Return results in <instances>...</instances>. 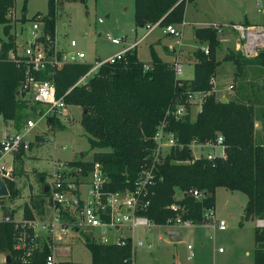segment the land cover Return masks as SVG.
Returning <instances> with one entry per match:
<instances>
[{
  "label": "trees",
  "instance_id": "trees-1",
  "mask_svg": "<svg viewBox=\"0 0 264 264\" xmlns=\"http://www.w3.org/2000/svg\"><path fill=\"white\" fill-rule=\"evenodd\" d=\"M132 5L135 26L157 22L158 26L163 27L182 22L185 0H132ZM47 6L48 16L42 18L43 30L53 35L52 0H47ZM12 7L13 0H0V117L3 121H11L16 131H19L22 128L18 127L19 121L23 119L21 115L27 116L28 111L34 112L36 106L35 103L28 104V100L19 94L15 95L23 79V67L7 58V52L16 49L11 33ZM38 14H34L31 20ZM20 19L24 20V11ZM193 35L206 42L208 53L192 52L194 61L190 79L175 78L172 63L161 61L152 48L150 62L139 61L134 47L126 50L119 60L102 63L81 84H76L77 80L91 65L86 61L64 62L55 68L50 77L45 75V71L36 74V77L50 79L56 97H61L66 106L80 108L79 124L86 134L89 148L99 150L92 153L90 160L79 158L69 164L86 170L92 161H98L107 176L110 190L132 185L154 147L152 136L162 120L166 123L165 129L175 133L182 143L192 139L212 140L221 136L225 145L224 159L215 158L212 162L204 158L192 159L190 150L183 148L169 150L156 164V177L150 187L148 204L140 212L153 224H164L172 214L167 206L174 201L185 207L182 218L199 224L203 218V208L212 207L216 187L245 194L243 218L264 219V103L257 102L261 93L252 92L243 98L241 89L244 80L235 88L233 98L225 97L226 101L221 102L209 83L219 64L215 58L216 47H219L215 31L208 26L194 29ZM223 59L232 62L234 75H241L244 67L249 65L262 68L264 72V51L253 57L228 51ZM143 65L148 68L143 69ZM198 90L210 93L203 98L200 110L193 119L188 114L178 119L165 115L168 107L183 101L186 91ZM42 112L40 109L37 111L39 115ZM255 121L260 123L262 133L257 141L254 138ZM56 123V118H47L49 128ZM33 139L34 142L39 141L37 136ZM15 159L21 164L19 154ZM20 171L21 167H13L14 175ZM40 177L42 182L43 176ZM4 183L7 189L4 199L10 201L16 198L18 190L14 182L5 180ZM189 189H196L202 194L205 192V195L195 199L186 194ZM176 192L181 193L179 198H175ZM45 195L41 190L37 197H31L27 204L24 203L22 218H31L32 210L41 214ZM8 211L9 220H0V253L9 256L8 263L4 264H44L48 253L46 246L41 251H35L27 262L19 259V252L13 248L14 220L12 212ZM253 242V264H264V227L254 228ZM83 245L89 252V264H132L133 254L129 242L123 245L103 244L84 237Z\"/></svg>",
  "mask_w": 264,
  "mask_h": 264
},
{
  "label": "rangeland",
  "instance_id": "rangeland-1",
  "mask_svg": "<svg viewBox=\"0 0 264 264\" xmlns=\"http://www.w3.org/2000/svg\"><path fill=\"white\" fill-rule=\"evenodd\" d=\"M54 12L53 38L57 49L63 53L81 51L83 60L94 63L105 59L107 56L120 51L124 45L132 43L144 29L134 25L132 0H52ZM24 11V20L20 17ZM47 0H13L12 30L14 40L17 43V51H21V45L28 37V29L31 18L39 13L48 16ZM98 19H101L99 22ZM246 24L264 26V0H185L182 25H175L181 30L180 40L174 36L162 34V27H157L151 34L136 44L134 52L141 62H150V48L167 63L173 60V54L169 49H180L177 61L182 65V73L175 76L178 79H187L192 76L191 56L194 50L200 51V47L207 46L205 41L196 39L194 29L208 28L211 24ZM110 38H123L118 44L111 43ZM233 34L228 43L219 44L216 47L215 58L219 64L215 68L214 86L217 98H233V93L245 80L241 95L243 98L252 92H259L258 103H264V72L262 68L254 65L244 67L241 75H234V66L230 60L223 57L232 48ZM73 40L75 45L70 46ZM179 41V42H178ZM208 47V46H207ZM193 50V51H192ZM81 84V83H80ZM232 84V89L227 86ZM252 84L254 86H249ZM26 95L28 104H32ZM36 110L28 111L27 116L21 115L18 127L23 126L26 119L35 121V126L26 135V139L32 141L25 153V160L19 174H12L14 187L18 190V197L8 201L0 199V219L5 209L12 212V219L22 218V204L28 203L31 197H37L41 193L42 184L49 182L52 172V161L68 164L79 159L90 160L92 153L99 151L90 149L86 134L79 124L80 108L73 105L66 106L64 116L67 121L58 119V123L49 128V124L37 111H44V106L35 103ZM197 110V106L193 111ZM26 112V111H25ZM23 112V114H25ZM65 118V117H62ZM194 118V116H192ZM191 118V119H192ZM3 122L0 117V127ZM17 130V129H15ZM254 138L262 135L260 123L255 121ZM37 136V142H33ZM65 146V149H61ZM208 149L203 150V154ZM7 163V161H6ZM18 176V177H17ZM39 176H43L42 182ZM39 198V197H38ZM246 196L240 191H230L223 187H216L213 192V217L225 226L224 231H214L213 239L208 237L209 229L202 225L179 227L181 240L170 242L165 234V229L152 226L149 231L142 228L134 229L133 241H140L141 246L133 247L132 264H253L252 252L254 249L253 230L256 227L255 218H243V207ZM36 217L47 218L49 210H43ZM210 222V220H207ZM204 223H208V222ZM212 221V219H211ZM128 233V231H124ZM90 230L84 229L78 232H68L60 242L61 246H67L59 252H55V260L69 262L70 264H89L90 256L83 245V238L90 237ZM113 232H108L109 241L113 240ZM92 237L98 240V233L93 232ZM186 245L191 246L192 257L186 258ZM220 249V252H218ZM0 264H4V254L0 253Z\"/></svg>",
  "mask_w": 264,
  "mask_h": 264
},
{
  "label": "built area",
  "instance_id": "built-area-1",
  "mask_svg": "<svg viewBox=\"0 0 264 264\" xmlns=\"http://www.w3.org/2000/svg\"><path fill=\"white\" fill-rule=\"evenodd\" d=\"M43 17L38 14L31 21L28 37L21 45V51L18 52L17 48L14 51L9 50L7 58L17 65H22L23 79L18 84L17 92H22L25 98L28 95L31 102L44 106L40 118L43 117L46 122L50 116L57 120L67 121V117L64 116L66 105L61 97L55 96L53 83L50 79L37 78L36 74L45 71V75L50 77L55 68L64 62L84 61L82 59L84 54L81 51L71 52L72 58H70L67 53L57 50L53 35L45 33L43 30ZM98 21L100 22L101 19ZM155 26H157V22L146 24L147 32L144 36ZM210 26L215 31L219 44L229 42V34H233V48L244 57H253L258 52L264 51V26L262 25L230 23L211 24ZM162 32L178 39L181 36V30L176 29L172 24L163 26ZM107 39L113 44L122 41L121 38H110L109 36ZM139 40L103 60L90 63L89 69L77 80L76 84L85 82L102 63L119 60L124 52L134 47ZM74 44L73 40L69 42L70 46ZM199 49L203 54L208 53L206 45ZM147 68V65H143V69ZM172 71L176 77L182 73V65L177 60L172 62ZM209 83L215 94L214 79L210 78ZM227 89L231 90L232 84H229ZM209 93L210 91H186L182 98L183 101L168 107L165 115L178 119L188 114L191 119V107L197 106L196 114L200 110L203 98ZM35 123L31 119H27L19 131L3 133L0 137V177L4 182L13 180V163L12 160L6 163L3 158L8 156L12 159L17 154L23 157L24 152L29 149V144L32 143L26 139V135L32 130ZM165 125L164 120L158 124L152 136L154 147L147 157V161L137 172L132 185L120 190L108 189L107 176L98 161H92L86 170L81 166L52 161L50 179L45 183L47 191L45 192L44 210L46 208L49 210V216L44 218L33 215L28 219L21 218L13 221L15 229L13 248L19 252V259L22 262H27L35 251H41L43 246H46L48 253L45 255L44 264H57L56 250L58 248L68 250L67 246L60 245L65 234L84 229L90 230V237L87 238L94 242L117 245L129 242L132 254L134 246L142 245L140 241H133L136 228L149 231L152 226L178 229L179 227L202 225L210 230L208 237L211 239H213L214 231L225 230L224 224L214 219L212 207L203 208V218L199 224L182 218V205L176 201L167 206L172 214L164 224H153L150 219L140 213L148 204L150 187L154 184L156 177L155 166L169 150L188 148L192 159L204 158L208 162H212L215 158H225V145L221 136L212 140L197 141L192 139L188 143H182L178 141L175 133L165 129ZM61 149H65V146H61ZM204 149H208L205 154L202 153ZM186 194H190L195 199L202 197V193L196 189H189ZM206 221L207 224L204 223ZM255 223L258 227H264V219H256ZM125 230L128 233H125ZM94 231L98 233V240L92 237ZM108 232L114 233L111 241H109ZM186 250V258L190 259L192 257L191 246L186 245Z\"/></svg>",
  "mask_w": 264,
  "mask_h": 264
},
{
  "label": "crops",
  "instance_id": "crops-1",
  "mask_svg": "<svg viewBox=\"0 0 264 264\" xmlns=\"http://www.w3.org/2000/svg\"><path fill=\"white\" fill-rule=\"evenodd\" d=\"M139 27H142L143 29H144V33H142L136 40H134L132 43H129V44H126V45H124V47L123 48H126V47H128V46H130V45H132V44H134L137 40H139L138 41V43L139 42H141L143 39H145L146 37H148L150 34H151V32L154 30V29H156L157 27H159V28H161V26H155V27H153L145 36H144V34L147 32V30H146V28H145V26H139ZM161 32H162V30H161ZM162 34H166V35H169V34H167V33H164V32H162ZM169 36H172V35H169ZM229 37L231 38V34H229ZM180 38H181V36H180ZM121 39L122 40H125V37H121ZM180 40V39H179ZM230 41V40H229ZM15 43H16V41H15ZM138 43H136V44H138ZM228 43V42H227ZM232 43H233V41H232ZM136 44L134 45V48H135V46H136ZM224 44V43H223ZM75 45V44H74ZM73 45V46H74ZM16 48H17V43H16ZM122 48V49H123ZM232 48H233V45H232ZM234 49V48H233ZM57 50H59V49H57ZM60 51V50H59ZM168 51L171 53V54H173L174 56H173V60L171 61V62H169V63H172L174 60H177V56H179V51H180V49H169L168 48ZM193 51V50H192ZM68 55H70L71 54V52H68L67 53ZM85 61V60H84ZM87 62V61H86ZM165 62V61H164ZM192 77V76H191ZM190 77V78H191ZM190 78H187V79H190ZM24 97V96H23ZM25 98V97H24ZM194 107L195 106H192L191 107V109H190V113H191V118H192V116H195V113H194V111H193V109H194ZM193 119V118H192ZM2 120V119H1ZM2 122H3V126L2 127H0V137L2 136V134L3 133H13V132H16V130H15V128L13 127V125H12V122L11 121H3L2 120ZM25 153H26V151L24 152V154H23V157H20V159H21V164H19L17 161L18 160H16L15 159V157H13L12 159L10 158V157H8V156H5L3 159H4V161L6 162H8V161H10V160H12V163H13V167L16 169V168H18V167H21V170H22V172L24 173L25 172V170H24V167H23V163H24V160H25ZM18 177V176H17ZM14 178H15V175H14ZM180 194L181 193H179V192H176L175 193V198H179L180 197ZM17 197H18V195H17ZM1 199V198H0ZM23 205V204H22ZM33 215H35V213L33 212V210H32V216ZM224 231V230H223ZM62 249L61 248H58V250H56V253L57 252H59V251H61ZM218 252H220V251H218Z\"/></svg>",
  "mask_w": 264,
  "mask_h": 264
},
{
  "label": "water",
  "instance_id": "water-1",
  "mask_svg": "<svg viewBox=\"0 0 264 264\" xmlns=\"http://www.w3.org/2000/svg\"><path fill=\"white\" fill-rule=\"evenodd\" d=\"M69 57L72 58V55L70 54ZM18 94L20 95V97H23L22 92L18 93L16 91L15 95H18ZM220 101L225 102L226 99L224 97H220ZM82 157H83V153H80L79 158H82ZM39 180H41V177L39 178ZM42 191L44 193L47 191V186L45 184H42ZM202 195H205V192H203ZM6 196H7V189H6L4 181L0 177V198H3V197L6 198ZM7 205H8V200L6 199L5 206ZM184 209L185 207L182 208V212L184 211ZM0 220L1 221L9 220V211L7 209L3 211ZM164 229H165V234L170 242H177L181 240L180 233L177 229H174V228H164ZM74 230H76V228H74ZM8 261H9V256L7 254H4V263H8Z\"/></svg>",
  "mask_w": 264,
  "mask_h": 264
}]
</instances>
